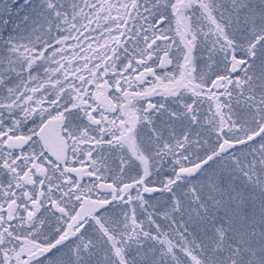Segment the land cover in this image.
<instances>
[{
  "label": "snow or ice",
  "instance_id": "obj_1",
  "mask_svg": "<svg viewBox=\"0 0 264 264\" xmlns=\"http://www.w3.org/2000/svg\"><path fill=\"white\" fill-rule=\"evenodd\" d=\"M0 264H264V0H0Z\"/></svg>",
  "mask_w": 264,
  "mask_h": 264
}]
</instances>
